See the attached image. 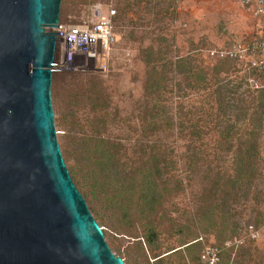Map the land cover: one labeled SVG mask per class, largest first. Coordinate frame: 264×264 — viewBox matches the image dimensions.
<instances>
[{"label": "rangeland", "instance_id": "rangeland-1", "mask_svg": "<svg viewBox=\"0 0 264 264\" xmlns=\"http://www.w3.org/2000/svg\"><path fill=\"white\" fill-rule=\"evenodd\" d=\"M78 2L60 0L59 25L111 8L120 41L105 72L62 62L57 42L53 128L66 169L84 173L83 148L109 157L95 201L69 174L109 250L123 264H155L139 248L149 226L167 255L159 264H199L206 246L217 264H264L262 82L213 53L254 37L255 19L233 0H145L127 12L123 0Z\"/></svg>", "mask_w": 264, "mask_h": 264}, {"label": "water", "instance_id": "water-1", "mask_svg": "<svg viewBox=\"0 0 264 264\" xmlns=\"http://www.w3.org/2000/svg\"><path fill=\"white\" fill-rule=\"evenodd\" d=\"M60 0H0V264H123L61 157L50 102Z\"/></svg>", "mask_w": 264, "mask_h": 264}, {"label": "built area", "instance_id": "built-area-1", "mask_svg": "<svg viewBox=\"0 0 264 264\" xmlns=\"http://www.w3.org/2000/svg\"><path fill=\"white\" fill-rule=\"evenodd\" d=\"M233 1L255 19L258 31L248 40H239L213 51L215 58L242 63L264 78V0ZM114 17L115 11L109 8L95 21L66 26L58 24L55 28H49L55 34V46L58 41L61 42V61L74 64L73 61L77 58L78 66L86 65L90 70L105 72L110 59L109 53L120 41V35L114 28ZM51 66L53 72L57 63L53 62ZM199 261L202 264H217L218 251L213 246L204 247L199 254Z\"/></svg>", "mask_w": 264, "mask_h": 264}, {"label": "trees", "instance_id": "trees-1", "mask_svg": "<svg viewBox=\"0 0 264 264\" xmlns=\"http://www.w3.org/2000/svg\"><path fill=\"white\" fill-rule=\"evenodd\" d=\"M84 1L85 0H79V2L82 4ZM123 1H126V9H127L126 12H127L129 9H131V7H135V8L140 7L141 3L145 0H123ZM158 13L160 15L165 14L166 10H158ZM116 22H117V17L115 16L114 20H113V24H114L115 29L117 28ZM151 57H152V53H148L147 62L153 61ZM221 61H226V60H221ZM226 62H228V61H226ZM257 75L260 77L261 82H262V84L260 85L261 87L259 88L261 91L262 102L259 105H260V108H262L264 110V78L259 74H257ZM80 153H81V155H80L81 156V163L85 169L84 173L80 174L79 166H77V164L71 165V167H69L67 169V171H68V174L76 173V174L80 175V180H81V182H83L84 189L87 193L88 200L95 201L96 198H98V196H100L101 191H103V188H104V186L101 183L103 181H101V179L99 177V173L100 172L102 173V171H104V167L109 164V157L107 154H105V152L102 150V148L98 145L93 146L91 149H88V150L83 148V151H81ZM146 180L139 181V182H150L148 180V175L146 176ZM102 195H103V193H102ZM139 238L142 240V243H143L142 245L139 246V248L140 247H141V249H143V247L145 248L144 250L146 251L147 255L149 256V259L152 260V263H155V264L161 263L163 257H166L167 255L161 256V254L155 253V251L157 250V246L155 245V243L157 241V236H156V233L154 232V230L151 227L146 226L144 228L143 234ZM138 241H140V240H137V243H138ZM177 251L178 250H176L170 254H173ZM170 254H168V255H170ZM198 263L202 264L199 261V256H198Z\"/></svg>", "mask_w": 264, "mask_h": 264}]
</instances>
